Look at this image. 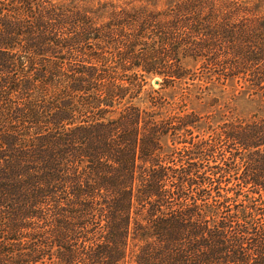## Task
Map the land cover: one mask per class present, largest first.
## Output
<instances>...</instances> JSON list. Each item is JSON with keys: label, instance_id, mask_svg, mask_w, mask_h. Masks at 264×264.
Returning <instances> with one entry per match:
<instances>
[{"label": "trees", "instance_id": "trees-1", "mask_svg": "<svg viewBox=\"0 0 264 264\" xmlns=\"http://www.w3.org/2000/svg\"><path fill=\"white\" fill-rule=\"evenodd\" d=\"M81 1L0 0V264H264V117L202 138L161 95L135 103L152 76L195 80L187 59L264 93L258 8L166 0L102 22Z\"/></svg>", "mask_w": 264, "mask_h": 264}, {"label": "rangeland", "instance_id": "rangeland-1", "mask_svg": "<svg viewBox=\"0 0 264 264\" xmlns=\"http://www.w3.org/2000/svg\"><path fill=\"white\" fill-rule=\"evenodd\" d=\"M55 2L69 3L71 0H55ZM236 2L249 8H258L259 15L256 18L264 19V0H236ZM165 4L166 0H86V3L80 2L81 6H87L91 10L101 8V13L104 14V19H100L102 22L107 20V13L112 12L114 8L129 11L148 8L150 11L160 12L166 9ZM248 19L255 20L253 17H248ZM232 23L236 24V20H232ZM247 24L250 23L244 25ZM213 40L218 44V49L228 51L229 43L220 37ZM185 65L197 74L195 80H185L177 83L175 87L162 88V79L152 76L148 79L146 91L141 99L135 101L136 105L150 108L151 95L154 97L159 94L166 100L165 107L160 110L162 118L167 119L175 114H197L203 117L201 129L196 131V134H200L202 138L213 134L209 125L217 130L225 122L248 120L255 115L264 117V93L253 88L249 82L242 78L220 77L219 74H223L224 70L215 69L210 63L207 65L208 69H204L201 62L187 59ZM156 81L160 84L156 85ZM182 110L186 112L182 113ZM162 142L164 155L170 156L177 148L182 147L178 144L173 145L169 137L164 138ZM219 145L217 143L216 148H219Z\"/></svg>", "mask_w": 264, "mask_h": 264}, {"label": "water", "instance_id": "water-1", "mask_svg": "<svg viewBox=\"0 0 264 264\" xmlns=\"http://www.w3.org/2000/svg\"><path fill=\"white\" fill-rule=\"evenodd\" d=\"M155 84H156V85H159V84H160V82H159V81H156V82H155Z\"/></svg>", "mask_w": 264, "mask_h": 264}]
</instances>
